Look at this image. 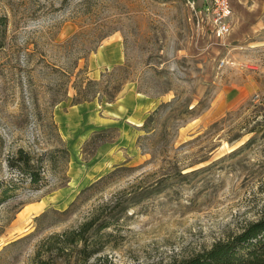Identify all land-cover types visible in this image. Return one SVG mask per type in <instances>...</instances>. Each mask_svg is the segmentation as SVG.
I'll return each instance as SVG.
<instances>
[{"label": "rangeland", "instance_id": "rangeland-1", "mask_svg": "<svg viewBox=\"0 0 264 264\" xmlns=\"http://www.w3.org/2000/svg\"><path fill=\"white\" fill-rule=\"evenodd\" d=\"M211 2L0 0V264L41 247L175 264L263 217L264 0H230L223 40ZM20 152L32 168L11 167Z\"/></svg>", "mask_w": 264, "mask_h": 264}, {"label": "trees", "instance_id": "trees-1", "mask_svg": "<svg viewBox=\"0 0 264 264\" xmlns=\"http://www.w3.org/2000/svg\"><path fill=\"white\" fill-rule=\"evenodd\" d=\"M7 19L0 16V48L4 45L6 35ZM18 160L21 165H15L11 161V167L19 168L26 166L32 168L29 156L20 152ZM31 182L39 184L42 180L41 173L29 171ZM9 198V193L3 184L0 183V204ZM94 222L84 223L80 231L57 234L49 239L54 240V246L63 249L66 244H75L85 239V234L92 229ZM47 243V242H46ZM58 244V245H57ZM32 264H53L45 255L41 247ZM175 264H264V215L258 221L248 225L239 235L225 243H217L210 251L200 253L190 259Z\"/></svg>", "mask_w": 264, "mask_h": 264}, {"label": "built area", "instance_id": "built-area-1", "mask_svg": "<svg viewBox=\"0 0 264 264\" xmlns=\"http://www.w3.org/2000/svg\"><path fill=\"white\" fill-rule=\"evenodd\" d=\"M233 8L230 0H212L206 7V15L210 19L212 34L215 39L223 40L231 32Z\"/></svg>", "mask_w": 264, "mask_h": 264}, {"label": "crops", "instance_id": "crops-1", "mask_svg": "<svg viewBox=\"0 0 264 264\" xmlns=\"http://www.w3.org/2000/svg\"><path fill=\"white\" fill-rule=\"evenodd\" d=\"M233 14H234V12H233ZM233 20V19H232Z\"/></svg>", "mask_w": 264, "mask_h": 264}]
</instances>
